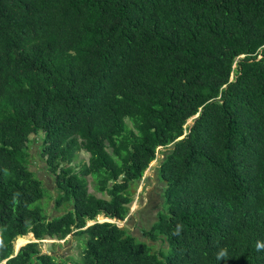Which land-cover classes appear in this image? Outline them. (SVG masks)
<instances>
[{
    "label": "trees",
    "instance_id": "trees-1",
    "mask_svg": "<svg viewBox=\"0 0 264 264\" xmlns=\"http://www.w3.org/2000/svg\"><path fill=\"white\" fill-rule=\"evenodd\" d=\"M168 145L155 249L117 221ZM0 264H264V0H0Z\"/></svg>",
    "mask_w": 264,
    "mask_h": 264
},
{
    "label": "rangeland",
    "instance_id": "rangeland-1",
    "mask_svg": "<svg viewBox=\"0 0 264 264\" xmlns=\"http://www.w3.org/2000/svg\"><path fill=\"white\" fill-rule=\"evenodd\" d=\"M193 118L188 119L186 124H191ZM41 136L42 134L39 133L30 137L31 141L27 144V154L29 155L28 165L30 170L34 172V174L41 180L43 184V187L45 189V197L40 200V204L45 211L46 216L51 217L59 215V211L54 207L53 198L55 196V187L53 177L48 172L47 165L39 152L41 146ZM170 149L171 145L158 148L156 158L149 163L148 168L144 172L141 180L138 182V185L131 188L134 194V200L129 206L127 217L121 222L117 221V224L119 226L124 227L129 233L135 235L138 240L146 242V244L149 246H155V249H158V246L161 242H152L147 238V236H144L142 230H137V216H140V212H143L146 208L145 205L150 200L149 196L154 197L157 200V204L159 203V201L162 202L161 191L163 190L164 186H162V182L160 181V179H157L156 176L161 161L164 159L165 155L168 154ZM87 160L88 154L81 151L79 152L77 158L74 159L70 165L72 167L74 166L77 169L82 162H87ZM89 191L95 193L91 184H89ZM99 195L100 194H98V196ZM142 202L144 203L143 206L141 204ZM152 205L147 208V214L149 216H154V212H156L152 209ZM61 208L68 209V206L64 204L63 206H61ZM96 220L103 221L106 220V218H104L102 215H99L96 217ZM89 223H91V221ZM149 225L150 224H147L148 228H150ZM141 226L144 230H148V228H145L144 224H142ZM24 238L26 239L25 242L20 244L17 239L15 240V251L18 246L35 240L32 234H27L24 236ZM38 242V247L42 252L51 254L57 260L70 258L72 261H80L81 259V251L83 248L82 240H78V237H75L73 234L68 235L62 240L52 238L39 240Z\"/></svg>",
    "mask_w": 264,
    "mask_h": 264
},
{
    "label": "crops",
    "instance_id": "crops-1",
    "mask_svg": "<svg viewBox=\"0 0 264 264\" xmlns=\"http://www.w3.org/2000/svg\"><path fill=\"white\" fill-rule=\"evenodd\" d=\"M157 179H159V175H158V171H157ZM164 186V184L162 185ZM161 198H162V202L159 201V203L157 204V200L154 197L149 196V202L145 205V209L143 212H140V216H137V223L136 226H138L137 230H142V233L145 231L143 229V227L141 226L142 224H144L145 228L147 227V224H150V228H148V230L151 229L152 225L155 223V221L157 220V213H159L160 211H164V196H163V190L161 191ZM144 202V201H143ZM141 203L142 206L144 205V203ZM153 204V205H152ZM152 205V209L155 210L156 212H154V216H149L147 214V208ZM135 218V216H134ZM147 230V229H146ZM132 234V233H131ZM133 235V234H132ZM135 236V235H133ZM146 236V235H144ZM160 242V241H159Z\"/></svg>",
    "mask_w": 264,
    "mask_h": 264
},
{
    "label": "bare ground",
    "instance_id": "bare-ground-1",
    "mask_svg": "<svg viewBox=\"0 0 264 264\" xmlns=\"http://www.w3.org/2000/svg\"><path fill=\"white\" fill-rule=\"evenodd\" d=\"M25 240L26 239L24 238V236L17 238V241L19 242V244L25 242Z\"/></svg>",
    "mask_w": 264,
    "mask_h": 264
},
{
    "label": "clouds",
    "instance_id": "clouds-1",
    "mask_svg": "<svg viewBox=\"0 0 264 264\" xmlns=\"http://www.w3.org/2000/svg\"><path fill=\"white\" fill-rule=\"evenodd\" d=\"M106 220H109V219H107V218H106ZM111 221H113V222H114V220H111ZM30 234H31V233H30ZM152 242H153V241H152ZM257 247L259 248V247H260V245H257ZM225 254H226V253H225V252H223V251L220 253V255H221V256H223V255H225Z\"/></svg>",
    "mask_w": 264,
    "mask_h": 264
},
{
    "label": "water",
    "instance_id": "water-1",
    "mask_svg": "<svg viewBox=\"0 0 264 264\" xmlns=\"http://www.w3.org/2000/svg\"><path fill=\"white\" fill-rule=\"evenodd\" d=\"M194 117H196V116H194ZM108 221H111V220H108ZM33 241H35V240H33ZM19 247H20V246H18V247L16 248V252L18 251Z\"/></svg>",
    "mask_w": 264,
    "mask_h": 264
}]
</instances>
